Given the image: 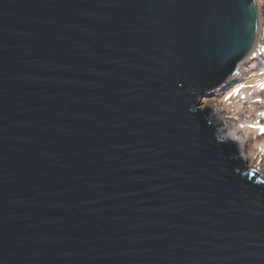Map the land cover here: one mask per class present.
Wrapping results in <instances>:
<instances>
[{
  "label": "water",
  "instance_id": "obj_1",
  "mask_svg": "<svg viewBox=\"0 0 264 264\" xmlns=\"http://www.w3.org/2000/svg\"><path fill=\"white\" fill-rule=\"evenodd\" d=\"M260 24L257 0H0V264H264V179L191 101Z\"/></svg>",
  "mask_w": 264,
  "mask_h": 264
},
{
  "label": "rangeland",
  "instance_id": "obj_2",
  "mask_svg": "<svg viewBox=\"0 0 264 264\" xmlns=\"http://www.w3.org/2000/svg\"><path fill=\"white\" fill-rule=\"evenodd\" d=\"M257 2L261 17L258 48L241 63V72L238 67L221 86L208 90L204 88L203 92L194 91L191 101L193 110L210 109L211 114L224 126L227 136L235 142L245 167L257 170L264 179V49L261 45L264 36V0ZM213 91L216 93L208 97Z\"/></svg>",
  "mask_w": 264,
  "mask_h": 264
},
{
  "label": "trees",
  "instance_id": "obj_3",
  "mask_svg": "<svg viewBox=\"0 0 264 264\" xmlns=\"http://www.w3.org/2000/svg\"><path fill=\"white\" fill-rule=\"evenodd\" d=\"M262 4H263V2H262ZM262 18H264V8H262ZM261 45H262V49H264V36H263V38H262V43H261ZM258 48V47H257ZM241 68H242V65L239 67V72H241L242 70H241ZM210 87H208V88H206L207 90L209 89ZM209 94H211V93H209ZM204 109V108H203ZM262 143L264 144V140L262 141Z\"/></svg>",
  "mask_w": 264,
  "mask_h": 264
},
{
  "label": "snow or ice",
  "instance_id": "obj_4",
  "mask_svg": "<svg viewBox=\"0 0 264 264\" xmlns=\"http://www.w3.org/2000/svg\"><path fill=\"white\" fill-rule=\"evenodd\" d=\"M262 131H264V129H262Z\"/></svg>",
  "mask_w": 264,
  "mask_h": 264
},
{
  "label": "bare ground",
  "instance_id": "obj_5",
  "mask_svg": "<svg viewBox=\"0 0 264 264\" xmlns=\"http://www.w3.org/2000/svg\"><path fill=\"white\" fill-rule=\"evenodd\" d=\"M260 8V7H259Z\"/></svg>",
  "mask_w": 264,
  "mask_h": 264
}]
</instances>
